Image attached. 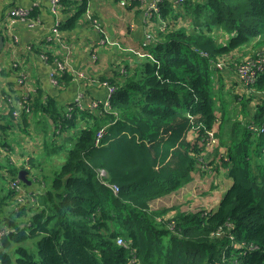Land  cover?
<instances>
[{
    "label": "trees",
    "instance_id": "16d2710c",
    "mask_svg": "<svg viewBox=\"0 0 264 264\" xmlns=\"http://www.w3.org/2000/svg\"><path fill=\"white\" fill-rule=\"evenodd\" d=\"M86 11L87 4H79L59 29L72 30ZM160 16L166 27L142 45L146 54L121 55L124 70L103 78L117 87L108 107L75 105L69 116L67 106L39 92L28 100L31 115L16 117L13 106L0 114L4 132L21 127L33 138L34 120L43 132L38 153L19 166L11 161L8 137L0 139V152L6 150L0 264H264V68L254 66L255 78L247 82L228 66L229 76L236 73L250 93L244 101L240 93L231 97L242 101L237 115L228 107L231 91L224 93L228 74L216 65L226 53L264 44V0L165 2ZM263 55L264 49L249 59ZM19 73L12 61L0 65V77L11 75L15 83L3 96L23 98L16 94ZM70 79L65 74L61 80ZM221 148L217 160L232 182L215 210L155 207L194 172L201 174V162ZM21 169L35 185L23 203L12 186Z\"/></svg>",
    "mask_w": 264,
    "mask_h": 264
},
{
    "label": "crops",
    "instance_id": "0c3cea01",
    "mask_svg": "<svg viewBox=\"0 0 264 264\" xmlns=\"http://www.w3.org/2000/svg\"><path fill=\"white\" fill-rule=\"evenodd\" d=\"M69 1L74 3L69 6L63 0L59 14L55 15L51 11L50 0H0V33L5 38L4 49L0 54V65L7 66L13 59H19L23 64L22 69L29 73L30 84L36 92L33 96L41 92L44 97L50 96L56 99L60 105L69 108L79 95L84 94V109H86L91 102L96 100H101L103 102L100 104H105L108 99V87L103 84V81L108 80L103 78L110 79L113 77L116 68L124 70L118 64L121 55L130 54L134 52L133 49L144 52L142 45L146 39V33L148 31L157 32L160 22L154 18L152 23L148 25L145 19L147 5L144 4L143 7L139 2L122 5L120 0ZM151 1L153 0H149V2ZM165 2L177 5V3L169 0H165ZM82 3L87 4L88 13L90 12L99 21L105 32L102 33L93 27L87 21L88 16L85 12L75 28L72 30L60 29L61 44L56 41V38L50 40L55 22L67 19L75 13L77 6ZM19 7L35 8L36 16H33L39 18L40 23L30 25L25 20L12 19L10 11ZM105 37L117 44L106 43ZM42 54L49 56L48 63L42 59ZM63 58L70 62L71 67L63 75L68 74L71 79L61 80L62 75L59 78V85H56L50 78V72L55 61ZM127 59L132 61V57H127ZM74 71L84 73V77L79 76L76 72L75 76ZM226 73L228 76L230 75L229 72ZM232 74L237 79V74L233 72ZM14 85V77L12 78L11 75L0 77V114L7 115L10 110L6 101L3 100V90L14 89ZM16 91L21 93L23 90L19 89L17 85ZM93 109L90 110L95 111L97 107ZM9 119L11 122V118ZM12 122L14 121L12 120ZM1 125H4V122L0 121V139L5 136L8 137V146L14 149L10 157L14 164L22 165L33 153H38L37 146L43 138V132L37 131L35 120L31 129L33 138H30L21 127L12 126L7 132H4ZM4 154L2 150L0 161H5ZM195 174L194 172L193 177ZM197 174L201 175L200 172ZM28 178L31 181L34 180L31 174ZM192 183H194V178L187 186ZM34 188L35 185L31 184L25 189L28 193ZM172 199L173 203H171ZM179 199H182L181 188L158 198L155 201V207H179L177 204Z\"/></svg>",
    "mask_w": 264,
    "mask_h": 264
},
{
    "label": "built area",
    "instance_id": "2783aa9c",
    "mask_svg": "<svg viewBox=\"0 0 264 264\" xmlns=\"http://www.w3.org/2000/svg\"><path fill=\"white\" fill-rule=\"evenodd\" d=\"M62 1L63 0H50V4H51V11L53 14L58 15L60 12V7L62 6ZM171 2L177 3L179 5L183 4L186 0H169ZM122 5H127L133 2H139L143 7L144 4L147 5L146 11H145V19L147 24H151L152 20H154V17L157 16V18L159 19L160 25L159 28H161L162 30L166 27V22L161 18L160 16V7L161 5L165 2V0H153L151 2H149V0H120ZM34 10V8H14L12 11H10V16L12 19H22L27 21L30 25H37L40 23V19L37 17H34L32 14V11ZM87 12V21L96 29H98L99 31H101L102 33L105 32L104 28L101 26V24L99 23V21L89 12L88 10ZM59 23L60 20H57L55 22V25L52 27V32H51V36H50V40H53L54 38H56L57 42H61V32L59 29ZM155 35L153 33V31H148L146 33V39L143 43V46H147L148 44H150L153 40H155ZM15 39L17 40V37H15ZM104 41L106 43H113V44H117L116 42H112L110 41L107 37L104 38ZM61 44V43H60ZM31 48V47H28ZM59 48V46H58ZM129 50H132V48H129ZM137 55L140 56H144L146 53L139 51L138 49L133 50ZM96 56V55H95ZM42 59L44 61H46L47 63L49 62V56L47 54H42L41 55ZM13 65L16 67H20V77L18 78V87L19 89H22L23 91L21 94L23 96L22 99H17L15 100L13 97H9V96H3V100L6 101L8 107H14V114L16 115V117H19L20 115H22L23 113H29V115L32 114V110H31V106L30 103L28 102V100L30 98L33 97V94L36 93L35 90L33 89V86L30 84V78H29V73L25 70L22 69V63L19 59H13ZM256 66L258 69H262L264 68V55L263 57H261L260 59L257 60H250L247 63L242 65V68L239 69V71L241 72V76L243 79H245L247 82L249 81H253L255 78V70L253 69V67ZM70 62L66 59H58L55 61L54 66L52 68V71L50 72V78L53 81L54 84L59 85V78L68 70H70ZM79 76L84 77V73L82 72H77L74 71V74L76 76V73ZM103 84L105 86L108 87V99L105 102V105H107V107L110 104V98L111 96L114 94V92L116 91L117 87L115 85L110 84L108 81H103ZM103 102L101 100H96L90 103L89 108L93 109L99 106V104ZM78 106L80 109H84V94L79 95L75 101L72 103V105L68 108V115L70 116V112L73 109L74 106ZM104 133H105V129L103 128V130H101L98 133V136L96 138V145H100V140L104 137ZM215 137L213 134H211L210 136V142L213 143L215 142ZM209 142V143H210ZM3 152L6 154V150H3ZM4 154V155H5ZM101 174H106L104 172V170L101 171ZM107 185H109L110 187H112L114 189V191H117L119 188L117 185L115 184H110L108 182H105ZM12 186H14L17 190L21 191V182L19 181V179L14 180L12 182ZM5 230H0V235L2 233H4ZM117 241L119 244H125V241L123 239V237L119 236L117 238Z\"/></svg>",
    "mask_w": 264,
    "mask_h": 264
},
{
    "label": "rangeland",
    "instance_id": "374dc122",
    "mask_svg": "<svg viewBox=\"0 0 264 264\" xmlns=\"http://www.w3.org/2000/svg\"><path fill=\"white\" fill-rule=\"evenodd\" d=\"M187 21L182 20V24H186V25L189 24ZM225 39L226 38L224 37L220 39V41H225ZM254 46H255V43H252L249 47L241 48L240 50L233 51L234 53L232 52L226 53L219 57L221 58L220 62H218V64L216 63V65L218 67H221L223 71L226 72L228 69V66L231 68V64H232L233 69H235L236 71H239V69L242 68V65L245 64L246 61H250V59H252L251 53H256L257 51H262L264 49V44H262L261 46H255V47ZM133 50H136V49H133ZM203 54L207 56L206 52H204ZM211 62L215 64L213 60H211ZM225 83H226V88L224 90V93H226L229 90L232 93L228 97V100L230 101V104L228 107L229 108L235 107L237 110V115H238L242 108V101L237 102L231 97L240 93L241 95L243 94L244 96L243 101H244L246 100V98L250 96V93H248L246 89H243L242 87H240L234 75L228 76V81H225ZM254 101L255 99L252 102ZM218 125L219 123L215 125V128L210 132V136L211 134H213L215 130L219 129ZM187 138L192 139L193 134L191 133L188 134ZM216 148H214L213 150H215ZM221 150L225 151V149L221 148L220 151H218L217 153L218 156L216 158L211 157L201 162V168H202L201 175L195 174L194 183L187 186V184L192 181L191 180L186 185H184L185 187L183 186L184 188H181L182 199L177 200V204L179 205L178 208H180V211L203 210V211L210 212L213 209L214 210L216 209L218 205L217 204L218 201L220 200V198L223 197V195L225 194L226 190L229 188L232 182L230 179V183H229V177L227 175V170L222 166L220 160L219 161L217 160L219 159V157L221 158L220 156L222 152ZM214 159L219 164V167H216L215 163H211V161H213ZM58 162L59 161H57V163ZM11 182L12 181H9V184H11ZM0 185H1L0 190L5 189L4 182H0ZM21 191H22V194H19V195L14 194V198L15 200L17 199L19 202L23 203L27 201V197H26L27 192L23 185H21ZM2 193L8 196L5 190H3ZM171 203H173V199L171 200Z\"/></svg>",
    "mask_w": 264,
    "mask_h": 264
},
{
    "label": "water",
    "instance_id": "95a60500",
    "mask_svg": "<svg viewBox=\"0 0 264 264\" xmlns=\"http://www.w3.org/2000/svg\"><path fill=\"white\" fill-rule=\"evenodd\" d=\"M5 45V38L4 36L0 33V54L2 53ZM27 170L21 169L18 174V178L23 182V183H28L31 185L32 181L27 177Z\"/></svg>",
    "mask_w": 264,
    "mask_h": 264
}]
</instances>
